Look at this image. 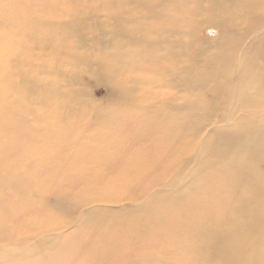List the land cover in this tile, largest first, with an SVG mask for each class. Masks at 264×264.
Instances as JSON below:
<instances>
[{
  "label": "rangeland",
  "instance_id": "1",
  "mask_svg": "<svg viewBox=\"0 0 264 264\" xmlns=\"http://www.w3.org/2000/svg\"><path fill=\"white\" fill-rule=\"evenodd\" d=\"M196 4L207 2L0 0V98L10 107L8 113L16 115L11 124L21 118L26 124L23 129L30 142L24 148L25 174L37 180L28 200L11 205L4 242L7 238L11 243L24 240L53 221L47 217L52 216L47 212L52 210V196L59 188L70 193L79 189L78 179L90 176L85 169L93 166L90 163L111 162L100 172L104 182L111 183L115 171L131 163L146 164L148 148L160 144L161 134L191 124L192 116H206L205 111L180 107L196 98L214 101L213 95L183 91L182 85L192 76L208 75L203 65L197 68V51L205 44L212 49L226 42V37L207 23V13H196ZM32 15L48 23L38 25L41 20ZM222 80L220 90L230 86L229 80ZM112 86L126 91L116 94ZM142 128L151 130L155 143L131 140ZM11 136L7 133L0 143ZM162 192L157 191L143 205L155 208L165 198ZM10 193L0 196L6 198ZM94 205L104 212L82 215V220L78 216L64 233L65 240L61 238L53 249L29 252L33 256L29 263L17 264H165L172 258L160 252L159 241L148 239L142 223L133 225L139 214L128 220V230L123 231L131 208L119 213V205ZM81 240L87 246L104 245V249L99 255L86 249L85 255L73 253V246Z\"/></svg>",
  "mask_w": 264,
  "mask_h": 264
},
{
  "label": "bare ground",
  "instance_id": "2",
  "mask_svg": "<svg viewBox=\"0 0 264 264\" xmlns=\"http://www.w3.org/2000/svg\"><path fill=\"white\" fill-rule=\"evenodd\" d=\"M198 1L207 4H196V13H207V23L226 37V42L212 49L211 44H205L207 49L197 51V68L203 65L205 74L209 71L207 76H192L190 82L184 81L185 86L180 82L186 88L183 91L213 95L211 102L196 98L181 104V110H202L206 116H192L191 124L161 134L160 144L149 146L146 164L131 163L123 171H115L111 183L104 182L105 175L100 174L111 162L90 163L93 166L85 168L90 176L78 179L79 189L70 193L59 188L52 196V210L47 211L52 216L47 217L53 221L14 243L10 238L4 242V225L12 217L10 207L28 200L37 180L25 174L24 148L30 142L23 129L26 124L22 118L11 124L16 115L9 114L10 107L0 98V140L12 133L8 142L0 143V195L11 191L6 198L0 196V263H29L33 256L27 253L53 249L78 216L82 220L85 214H101L103 208L98 210L94 204L107 202L119 205V213L132 209L127 212L130 215L123 231L128 230V220L139 214L133 225L142 223L148 239L162 244L160 252L172 255L165 264H264V0ZM32 16L41 20L38 25L48 23ZM222 79L229 80L230 86L220 90ZM111 89L116 94L126 91ZM2 94L0 91V97ZM155 137L144 128L131 140L155 143ZM149 171L152 173L145 174ZM156 190L163 191L164 200L153 209L143 205ZM68 219L71 222L67 223ZM84 249L99 255L104 245L87 246L81 240L73 246V253L85 255Z\"/></svg>",
  "mask_w": 264,
  "mask_h": 264
}]
</instances>
